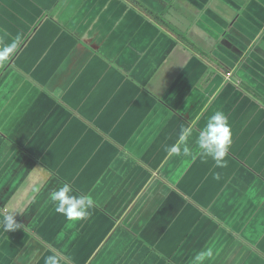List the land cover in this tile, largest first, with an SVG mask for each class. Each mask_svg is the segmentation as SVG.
Wrapping results in <instances>:
<instances>
[{
  "label": "crops",
  "instance_id": "obj_1",
  "mask_svg": "<svg viewBox=\"0 0 264 264\" xmlns=\"http://www.w3.org/2000/svg\"><path fill=\"white\" fill-rule=\"evenodd\" d=\"M0 264H264V0H0Z\"/></svg>",
  "mask_w": 264,
  "mask_h": 264
},
{
  "label": "trees",
  "instance_id": "obj_2",
  "mask_svg": "<svg viewBox=\"0 0 264 264\" xmlns=\"http://www.w3.org/2000/svg\"><path fill=\"white\" fill-rule=\"evenodd\" d=\"M157 18V17H156ZM158 19V18H157ZM159 21H161V20H159Z\"/></svg>",
  "mask_w": 264,
  "mask_h": 264
}]
</instances>
